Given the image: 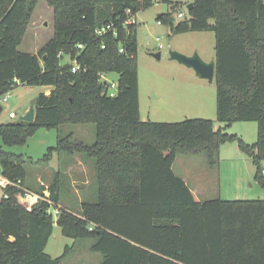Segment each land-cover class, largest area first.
Wrapping results in <instances>:
<instances>
[{
    "label": "trees",
    "instance_id": "1",
    "mask_svg": "<svg viewBox=\"0 0 264 264\" xmlns=\"http://www.w3.org/2000/svg\"><path fill=\"white\" fill-rule=\"evenodd\" d=\"M40 1L53 9V37L37 55L21 52ZM156 1L170 6L157 17L170 35H214L215 121L221 125L216 129L210 119L140 118L137 20L122 24L127 10L136 18ZM189 4L187 16L176 21L181 4L169 0H0V97L18 85L51 88L49 95L35 97L34 122L0 124L1 176L20 180L3 188L0 199V264H62L84 241L90 242L89 253L101 256L100 264H264V199L198 202L172 170L177 154H202L215 167L220 148L236 143L264 189V0ZM109 23L116 37L98 36L96 29ZM66 56L80 69L73 72L69 62L62 63ZM110 73L117 74L113 97L99 81ZM237 122L256 123L253 144L227 133ZM65 125L94 126L95 141L87 145L72 133L59 136L47 155L79 153L93 160L96 194L81 202L80 214L61 209L54 222L47 202L30 209L18 203L17 196L26 193L27 158L4 147L24 145L40 128L59 131ZM57 175L48 187L54 205L61 197ZM55 223L73 245L52 258L45 247Z\"/></svg>",
    "mask_w": 264,
    "mask_h": 264
},
{
    "label": "rangeland",
    "instance_id": "2",
    "mask_svg": "<svg viewBox=\"0 0 264 264\" xmlns=\"http://www.w3.org/2000/svg\"><path fill=\"white\" fill-rule=\"evenodd\" d=\"M171 3H179L181 6L176 15L183 12L187 15V5L190 0H169ZM170 12V6L156 1L154 5L136 14V38H137V73L139 113L143 121L152 122H180L185 119L203 118L216 120V86L213 80L196 77L192 69L170 60L168 49L191 56L197 53L205 62L214 60V35L211 32H189L170 35L168 28L158 24L159 14ZM54 12L45 1L36 5L22 43L18 50L30 54H38L44 45L53 37ZM150 53H160V59L150 56ZM62 63H71L66 56ZM106 82H117V74L104 75ZM51 88L42 86L18 85L9 93L5 102L0 104V124L17 121L27 111L30 102L39 94L49 95ZM13 112L16 119H8V113ZM211 117V118H209ZM94 126L92 125H65L59 131L40 128L33 136L29 137L24 145L4 147L15 155L27 158L24 165L26 179L22 190L32 192L36 197L35 203H30L25 194L18 195L17 201L22 206L30 209L38 201L47 202L50 205L49 213L56 222L57 213L64 209L74 214H80L81 202L93 198L96 194L95 168L93 160L83 154L72 155L53 151L47 155L50 148L57 144L59 136L71 134L73 139L90 145L95 141ZM228 134H237L247 144H253L257 139V125L255 122L233 123L227 129ZM1 144V141H0ZM240 154L236 143H227L220 148L221 163L215 167H209L202 154H177L172 166L175 175L182 177L190 169L188 181L200 178L204 191L200 201L219 198V190L222 200H258L264 199V189L254 179V169L250 163V173H242L239 163L236 164V156ZM235 160L231 163L226 161ZM249 160V159H248ZM250 162V161H249ZM264 163V162H263ZM241 172V173H240ZM58 174L60 185V202L54 205L49 201L48 187L51 186L55 174ZM250 179L245 180V177ZM245 176V177H244ZM0 177L1 165H0ZM220 178V179H219ZM4 179V178H2ZM7 187V186H6ZM0 187V199L4 194ZM42 188H44L42 190ZM42 192L40 195L39 192ZM27 199V200H26ZM90 242L84 241L76 246L73 253L63 260L62 264H100L101 256L89 253L85 247ZM73 240L61 234L60 228L54 224L52 234L45 247V253L52 258L60 257L65 247H71Z\"/></svg>",
    "mask_w": 264,
    "mask_h": 264
},
{
    "label": "water",
    "instance_id": "3",
    "mask_svg": "<svg viewBox=\"0 0 264 264\" xmlns=\"http://www.w3.org/2000/svg\"><path fill=\"white\" fill-rule=\"evenodd\" d=\"M191 4L187 6L189 10ZM150 56L160 59V53H150ZM168 56L170 60L177 61L178 63L190 68L195 73L196 77L199 79L207 80L209 83H212L215 76V61L210 62L203 61L197 53L192 54L191 56H186L179 52H176L169 47ZM35 105L36 99L34 98L23 116L19 118L20 121L24 122H34L35 120ZM1 110V107H0Z\"/></svg>",
    "mask_w": 264,
    "mask_h": 264
},
{
    "label": "built area",
    "instance_id": "4",
    "mask_svg": "<svg viewBox=\"0 0 264 264\" xmlns=\"http://www.w3.org/2000/svg\"><path fill=\"white\" fill-rule=\"evenodd\" d=\"M125 14L127 15V18H126L125 22H123V24H122V27H123V28H125V27H127V26H130V25H134V24H136V18H135V16H131V15H130V11H129V10H127V11L125 12ZM186 16H187V15H185L183 12H179V13L177 14L176 17H177L179 20H183ZM159 23H160V22H158V24H159ZM95 32H96V34H97L98 36H101V35H103V34H105V33H107V32H111V33L113 34V36H115V37H116V35H117V33H118V32H117V29L115 28V26H114L113 23L106 24V25H104V26H102V27L96 29ZM77 48H78V49H82V46H81L80 44H78V45H77ZM102 48H104V47H102ZM119 52L122 53V52H124V51H123L122 48H120V49H119ZM70 62H71L70 64L72 65L71 70H72L73 72H75V71H77V70L80 69V66H79V64L76 62V60H74V61H70ZM104 77H105L104 74H101V75L99 76V78H100L99 81H100V82H103L104 85L107 86L106 90H107V93H108L109 96H111V97L115 96V94H116L115 90H116V87H117L116 83H114V82H109V83H108V82L104 81V79H105ZM14 83H15V84H19V82H18L16 79H14ZM9 93H10V92H8V93H6L5 95H3V96L0 97V104H2L3 102H5V101L7 100L8 96H9ZM1 110H2V108H1ZM8 119H10V120H14V119H16V115H15V113H13V112H9V113H8ZM19 184H20V180H17L16 183H13V182H10V181L7 180V179H2V178H0V186H1V187H6V186H8V185L19 186ZM25 196H27V194H26Z\"/></svg>",
    "mask_w": 264,
    "mask_h": 264
},
{
    "label": "crops",
    "instance_id": "5",
    "mask_svg": "<svg viewBox=\"0 0 264 264\" xmlns=\"http://www.w3.org/2000/svg\"><path fill=\"white\" fill-rule=\"evenodd\" d=\"M209 118H211V117H209ZM219 125V124H218ZM221 126V125H220ZM217 127H219V126H216V128ZM238 156H236L235 158H236V164H238L239 163V166H240V168H242L241 170H242V173H243V171H244V173H245V175L246 174H249L250 173V163H251V160L247 157V156H245L244 154H242L241 152H240V154H237ZM221 159V157H220V152H219V164L221 163L220 160ZM249 159V160H248ZM226 161H228V162H232V161H235V160H229V159H226ZM250 161V162H249ZM262 167H263V171H264V163L262 164ZM253 172H254V169L252 170ZM241 173V172H240ZM190 176H192L193 178L194 177H197L198 175H195V174H191V172H190V169H187V174L186 175H184V176H182V177H180L185 183H186V185L189 187V189L191 190V192H192V194L194 195V197H195V199L198 201V202H201L200 201V197L202 196V193H203V191H204V187H203V184L201 183V179L200 178H197V180H190V181H188V178L190 177ZM248 177H245V180H246V178H247V180H249L250 179V176L249 175H247ZM0 178H3V177H0ZM220 179V178H219ZM1 187V186H0ZM2 188V187H1ZM27 191H28V193H30L31 194V197L29 196V197H26L27 199H28V201L30 202V203H35L36 202V197L35 196H32V192L31 191H29L28 189H27ZM27 191H26V194H27ZM3 196V195H2ZM27 196H28V194H27ZM219 198L220 199H222L223 197H221V195H220V190H219ZM2 198V197H1ZM26 199V200H27Z\"/></svg>",
    "mask_w": 264,
    "mask_h": 264
}]
</instances>
